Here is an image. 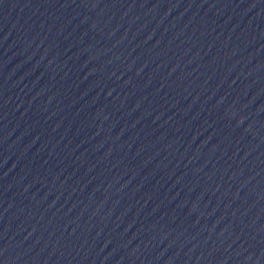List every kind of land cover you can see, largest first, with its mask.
<instances>
[{
    "label": "water",
    "instance_id": "water-1",
    "mask_svg": "<svg viewBox=\"0 0 264 264\" xmlns=\"http://www.w3.org/2000/svg\"><path fill=\"white\" fill-rule=\"evenodd\" d=\"M264 229V0H0V264H231Z\"/></svg>",
    "mask_w": 264,
    "mask_h": 264
}]
</instances>
